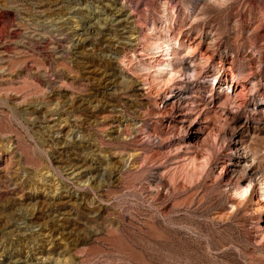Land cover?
Returning a JSON list of instances; mask_svg holds the SVG:
<instances>
[{
    "label": "rangeland",
    "instance_id": "obj_1",
    "mask_svg": "<svg viewBox=\"0 0 264 264\" xmlns=\"http://www.w3.org/2000/svg\"><path fill=\"white\" fill-rule=\"evenodd\" d=\"M131 2L0 0V264H264V0Z\"/></svg>",
    "mask_w": 264,
    "mask_h": 264
},
{
    "label": "bare ground",
    "instance_id": "obj_2",
    "mask_svg": "<svg viewBox=\"0 0 264 264\" xmlns=\"http://www.w3.org/2000/svg\"><path fill=\"white\" fill-rule=\"evenodd\" d=\"M131 2V0H128ZM134 1V0H132ZM132 3V2H131ZM238 25L242 24V21H238L237 22ZM200 40V37L197 36L195 37L194 41H199ZM216 43H217V39H214L212 38V40L209 42V45H208V48L206 49V51L208 52V54H205V57L207 56V59L210 60L212 59V56L209 55L212 53V50L214 48V46H216ZM177 44H180V41L177 42L176 39H170L168 42H164L161 38H156L155 42L152 44V46L157 49V50H161L163 53H164V57H167V59H165V61L163 60H159L157 58V56L153 57L152 59L153 60H156V62H158V66H163L164 64H167V65H170V62H171V59L170 57H172L173 55V47ZM197 45H200V43H197ZM195 50L192 49L191 50V53H193ZM162 55L159 57L161 58ZM162 62V63H161ZM155 64V63H154ZM156 73L158 74L159 73V70L156 71ZM175 78V74L174 73H171V72H168L167 73V80L165 81H162L165 83V85H167L170 81H172L173 79ZM232 80L234 81L235 80V77L234 75H232ZM256 87H257V84L254 82L253 84V87L251 89L250 92H254L256 90ZM250 90V89H249ZM249 93V91H246V89L242 90L240 92V97H243L244 95H247ZM242 183L241 181L237 182L236 183V196L239 197V199H245L247 198V196L249 195L250 193V189H251V185H246L245 184V187L244 186H241ZM264 183L260 185V188L258 189V191L261 192V197L263 196L264 197V187H263ZM243 187L242 189L239 188V187Z\"/></svg>",
    "mask_w": 264,
    "mask_h": 264
}]
</instances>
